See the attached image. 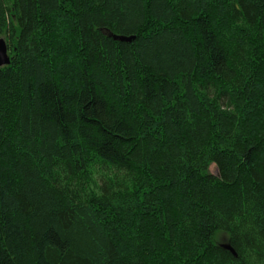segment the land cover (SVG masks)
I'll return each instance as SVG.
<instances>
[{"label":"trees","instance_id":"obj_1","mask_svg":"<svg viewBox=\"0 0 264 264\" xmlns=\"http://www.w3.org/2000/svg\"><path fill=\"white\" fill-rule=\"evenodd\" d=\"M0 35V264H264V0H0Z\"/></svg>","mask_w":264,"mask_h":264},{"label":"water","instance_id":"obj_2","mask_svg":"<svg viewBox=\"0 0 264 264\" xmlns=\"http://www.w3.org/2000/svg\"><path fill=\"white\" fill-rule=\"evenodd\" d=\"M117 37L120 39H128L129 38V37L121 36V35H119ZM10 58L11 57L8 53L6 41L3 37H0V66L9 63ZM221 246L230 250L232 253L236 254L234 249L231 247V245L228 242L221 243Z\"/></svg>","mask_w":264,"mask_h":264},{"label":"rangeland","instance_id":"obj_3","mask_svg":"<svg viewBox=\"0 0 264 264\" xmlns=\"http://www.w3.org/2000/svg\"><path fill=\"white\" fill-rule=\"evenodd\" d=\"M0 37H3V35H0ZM4 38V37H3ZM5 39V38H4ZM217 240L220 242H226V234L221 233L217 236Z\"/></svg>","mask_w":264,"mask_h":264}]
</instances>
